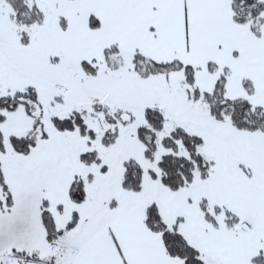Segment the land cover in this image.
<instances>
[{
  "label": "snow or ice",
  "instance_id": "1",
  "mask_svg": "<svg viewBox=\"0 0 264 264\" xmlns=\"http://www.w3.org/2000/svg\"><path fill=\"white\" fill-rule=\"evenodd\" d=\"M0 264H264V0H0Z\"/></svg>",
  "mask_w": 264,
  "mask_h": 264
}]
</instances>
